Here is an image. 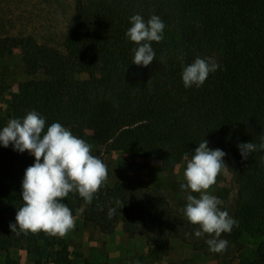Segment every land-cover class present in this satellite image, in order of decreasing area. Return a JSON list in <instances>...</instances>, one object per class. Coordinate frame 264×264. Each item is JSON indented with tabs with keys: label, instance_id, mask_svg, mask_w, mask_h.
Masks as SVG:
<instances>
[{
	"label": "trees",
	"instance_id": "16d2710c",
	"mask_svg": "<svg viewBox=\"0 0 264 264\" xmlns=\"http://www.w3.org/2000/svg\"><path fill=\"white\" fill-rule=\"evenodd\" d=\"M136 14L145 22L156 15L165 24L163 39L151 44L155 59L149 66L132 63L136 45L126 32ZM16 46L25 73L43 78L30 79L10 94L9 120L35 110L45 118L46 128L58 122L79 136L90 130L98 143L122 149L131 165L137 154L147 165L160 156L164 173L205 139L209 148L226 153L224 161H231L239 186L237 223L222 235L238 240L243 233L263 234L264 150L244 159L238 145H259L264 135V0H74L63 50L29 35L3 36L0 57ZM197 57L211 58L219 67L202 86L185 88L183 67ZM67 69L88 78L67 79ZM2 91L0 87V95ZM34 161L26 151L0 148V251L24 242L32 260L28 264H42L36 257L44 247L50 264H90L75 261L63 238L10 230L23 205L24 171ZM181 183L172 189L187 193ZM137 190L131 183L103 184L91 203L78 193L61 202L102 232L120 221L129 236L148 241L149 229L156 255L166 256L169 239L179 237L177 227L191 223L183 214L152 207ZM111 208L116 211L109 217ZM169 218L178 225H159L160 219ZM262 263L264 245L254 264ZM6 264L19 263L7 258Z\"/></svg>",
	"mask_w": 264,
	"mask_h": 264
},
{
	"label": "rangeland",
	"instance_id": "374dc122",
	"mask_svg": "<svg viewBox=\"0 0 264 264\" xmlns=\"http://www.w3.org/2000/svg\"><path fill=\"white\" fill-rule=\"evenodd\" d=\"M74 0H0V37L32 36L39 43L63 50V40L67 22L72 15ZM65 76L70 80L88 78L85 73L67 69ZM41 73L28 76L21 61L18 46L7 50L0 57V130L7 126L8 102L10 94L30 79H42ZM70 130V129H69ZM74 134V133H73ZM91 145V154L100 158L107 166L108 176L104 183L112 186L115 183H131L138 186L137 193L142 199L151 202L152 207H160L170 214L181 215L189 193L176 192L172 189L175 182L184 183L183 172L185 159L179 160L172 171H161L160 156H153L147 165L140 154L135 156L134 163L127 162L128 156L119 147L111 148L98 143L92 138V132L85 130L81 136L74 134ZM13 147L9 144L0 148ZM29 153L27 150H25ZM226 167L216 178V183L208 193L223 201L219 207L226 210L236 220L238 209V182L230 160L224 161ZM199 196V193H196ZM74 227L69 229L63 238L68 245L70 256L77 262L86 259L90 264H254L263 252L264 232L261 235L243 233L238 240L228 241L227 250L214 253L205 243L209 237H196L195 225L178 226L179 237L170 238L166 256L158 257L150 245L153 235L149 229V239L142 235L129 236L117 221L110 232H102L94 223L84 221L81 215L73 216ZM159 225L176 224L174 219H160ZM48 248L44 247L36 257L42 264H50L46 259ZM11 258L19 264H28L32 260L27 256L25 243L8 251H0V264H6ZM264 264V263H262Z\"/></svg>",
	"mask_w": 264,
	"mask_h": 264
},
{
	"label": "clouds",
	"instance_id": "9594fccd",
	"mask_svg": "<svg viewBox=\"0 0 264 264\" xmlns=\"http://www.w3.org/2000/svg\"><path fill=\"white\" fill-rule=\"evenodd\" d=\"M131 27L127 38L136 47L133 48V64L149 66L155 59L152 42L163 39L164 22L152 15L146 22L139 14L130 18ZM219 65L211 58L197 57L183 67L181 77L185 88L193 85L200 87L209 74ZM45 118L35 110L29 111L23 118L10 119L7 126L0 130V143L4 147L12 144L14 150H25L35 157L34 163L24 171L22 180L23 205L17 210L15 223H10L12 232H44L51 236H64L74 227L71 209L63 202L69 193H78L86 202L91 203L94 195L107 180L106 164L91 154V145L74 135L68 128L58 122L47 126ZM240 154L247 159L249 154L264 150V135L259 145L248 142L238 145ZM221 149H211L208 141L198 144L189 157L183 172L184 183L180 188L189 193L186 204L181 209L189 223L197 225L196 237L207 235L205 243L209 250L221 253L227 250L228 241L221 239L223 233H231L236 225L226 210L219 207L223 201L208 193L216 183V178L226 167ZM264 160V156L260 158ZM191 193H199V196ZM120 205V201H116ZM116 209H109L111 217Z\"/></svg>",
	"mask_w": 264,
	"mask_h": 264
}]
</instances>
